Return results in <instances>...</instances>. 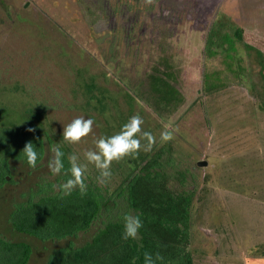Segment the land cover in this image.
Instances as JSON below:
<instances>
[{
    "label": "rangeland",
    "instance_id": "1",
    "mask_svg": "<svg viewBox=\"0 0 264 264\" xmlns=\"http://www.w3.org/2000/svg\"><path fill=\"white\" fill-rule=\"evenodd\" d=\"M147 5L0 0V125L34 121L46 133L42 165L29 172L18 164L0 189V235L32 244L29 264H46L55 250L90 241L107 213L129 212L119 195L158 152L170 186L195 190L189 246L195 264H264V0ZM214 30L217 37L229 32L235 50L210 47ZM137 114L155 145L113 161L111 177L99 183V170L83 153ZM79 117L92 119L93 130L70 144L63 128ZM165 130L173 139L161 142ZM56 144L87 164L84 178L99 186L110 210L76 237L42 241L14 230L9 215L54 178L48 162ZM244 254L256 261L247 263Z\"/></svg>",
    "mask_w": 264,
    "mask_h": 264
},
{
    "label": "trees",
    "instance_id": "2",
    "mask_svg": "<svg viewBox=\"0 0 264 264\" xmlns=\"http://www.w3.org/2000/svg\"><path fill=\"white\" fill-rule=\"evenodd\" d=\"M142 1L125 0L129 4ZM145 1L147 9L152 10L157 0L151 4ZM216 31L211 32L208 45L235 50L231 34L227 32L217 37ZM29 128H34L35 132H28ZM45 136L34 121L24 126L0 125V189L9 182L18 164L29 168V172L42 165L47 153ZM29 141L36 146L39 156L35 168L28 165L22 153ZM60 148L65 154L64 171L39 185L40 191L30 199L16 203L9 215L14 230L42 241L76 237L110 210L99 186L85 178L87 191L83 195L78 188L70 195L54 188L68 178L64 172L69 168L70 149L66 145ZM161 159L160 152L149 157L119 195V198L124 197L129 212L107 213L104 226L90 241L55 250L48 256L46 264H195L189 250L195 190H174ZM115 204L117 206L118 202ZM129 213L138 216L142 222L134 239L123 238V217ZM33 254L34 247L29 242L9 240L0 235V264H29Z\"/></svg>",
    "mask_w": 264,
    "mask_h": 264
},
{
    "label": "clouds",
    "instance_id": "3",
    "mask_svg": "<svg viewBox=\"0 0 264 264\" xmlns=\"http://www.w3.org/2000/svg\"><path fill=\"white\" fill-rule=\"evenodd\" d=\"M153 0H147L151 4ZM92 119L79 117L72 120L63 128V139L70 144H77L86 138L93 130ZM143 119L137 114L132 116L126 122L121 130L110 137H101L96 140L97 150H88L83 153L85 160L93 164L99 170L98 182L105 184L111 177L110 167L113 161H119L125 156L138 153L143 147L144 151H151L156 143V138L151 132L142 131ZM28 132H35L34 128L27 129ZM161 142H168L173 139L170 131L165 130L160 135ZM146 141L142 146L141 141ZM52 158L48 162V168L53 175H59L64 171V152L61 151L60 145L56 144L51 148ZM30 167L35 168L38 161V152L36 146L31 142H27L22 150ZM69 168L64 175L68 178L60 185L54 188L60 190L64 195H70L75 189H79L83 195L87 191V185L84 182V174L87 171V164H82L80 158L75 154L67 157ZM124 233L123 238H136L142 222L138 216L131 213L125 214L123 217ZM147 260H151L146 256Z\"/></svg>",
    "mask_w": 264,
    "mask_h": 264
},
{
    "label": "crops",
    "instance_id": "4",
    "mask_svg": "<svg viewBox=\"0 0 264 264\" xmlns=\"http://www.w3.org/2000/svg\"><path fill=\"white\" fill-rule=\"evenodd\" d=\"M230 257H231L232 260L234 258H238L236 253H233V252H231ZM260 257H263V256H260ZM243 258L246 260L247 263H248V259H250L251 262H255L256 261V258L254 256H250V255H246V254H244ZM260 259H262V258H260Z\"/></svg>",
    "mask_w": 264,
    "mask_h": 264
},
{
    "label": "water",
    "instance_id": "5",
    "mask_svg": "<svg viewBox=\"0 0 264 264\" xmlns=\"http://www.w3.org/2000/svg\"><path fill=\"white\" fill-rule=\"evenodd\" d=\"M198 165L199 166H206V165H208V161H199Z\"/></svg>",
    "mask_w": 264,
    "mask_h": 264
}]
</instances>
